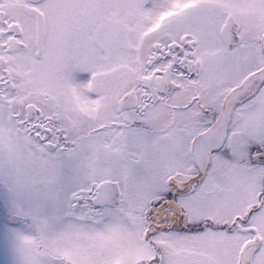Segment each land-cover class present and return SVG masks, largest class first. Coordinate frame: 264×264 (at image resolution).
Masks as SVG:
<instances>
[{
	"label": "snow or ice",
	"instance_id": "snow-or-ice-1",
	"mask_svg": "<svg viewBox=\"0 0 264 264\" xmlns=\"http://www.w3.org/2000/svg\"><path fill=\"white\" fill-rule=\"evenodd\" d=\"M0 264H264V0H0Z\"/></svg>",
	"mask_w": 264,
	"mask_h": 264
}]
</instances>
